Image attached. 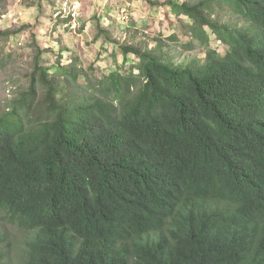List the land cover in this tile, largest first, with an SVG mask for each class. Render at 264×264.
Instances as JSON below:
<instances>
[{
    "label": "trees",
    "instance_id": "16d2710c",
    "mask_svg": "<svg viewBox=\"0 0 264 264\" xmlns=\"http://www.w3.org/2000/svg\"><path fill=\"white\" fill-rule=\"evenodd\" d=\"M143 1L201 54L112 39L119 68L50 73L31 34L28 84L0 113V221L26 233L21 264H264V0Z\"/></svg>",
    "mask_w": 264,
    "mask_h": 264
},
{
    "label": "rangeland",
    "instance_id": "374dc122",
    "mask_svg": "<svg viewBox=\"0 0 264 264\" xmlns=\"http://www.w3.org/2000/svg\"><path fill=\"white\" fill-rule=\"evenodd\" d=\"M70 3L76 6L75 16L69 11ZM63 18L68 19L66 23ZM180 24V19L166 6H150L143 0H0V31L26 26L22 33L0 41V113L28 84L35 59L32 33L37 46L48 50L41 55L39 62L52 66L50 73L54 64L59 63L83 70V74L100 76L119 68L122 60L120 54H117L116 61L110 55L112 39L153 46L155 38H162L166 44L164 52H168L175 62L200 55L203 48L186 50L170 39L180 32ZM99 26L111 31L110 41L103 40L104 35L98 37ZM189 37L183 34L178 39L187 40ZM210 38L212 45H219L220 50H224L223 44L214 40L212 35ZM136 60L131 54L127 56V64ZM0 229L6 237L3 241L5 251L14 263L21 264L26 233L5 221H0Z\"/></svg>",
    "mask_w": 264,
    "mask_h": 264
},
{
    "label": "built area",
    "instance_id": "2783aa9c",
    "mask_svg": "<svg viewBox=\"0 0 264 264\" xmlns=\"http://www.w3.org/2000/svg\"><path fill=\"white\" fill-rule=\"evenodd\" d=\"M68 6H69V11L71 12V15L72 16H75L76 15V12H74V10H75L76 6L74 5V3H70ZM65 8H66V6H65Z\"/></svg>",
    "mask_w": 264,
    "mask_h": 264
}]
</instances>
